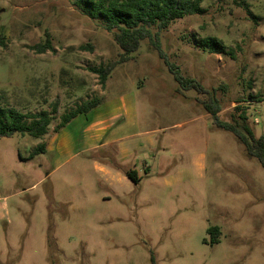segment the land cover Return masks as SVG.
Masks as SVG:
<instances>
[{"label":"rangeland","instance_id":"374dc122","mask_svg":"<svg viewBox=\"0 0 264 264\" xmlns=\"http://www.w3.org/2000/svg\"><path fill=\"white\" fill-rule=\"evenodd\" d=\"M200 7L159 33L160 50L212 94L220 122L241 106L264 138V0ZM45 32L53 51L37 54ZM209 37L226 51L202 50L197 42ZM119 54L111 34L68 0H0L1 106L37 113L56 103L50 135L76 104L126 93L146 131L126 160L105 149L80 170L30 158L43 140L0 138V264H264V170L216 127L198 103L205 96L179 89L149 40L102 90L89 68ZM118 168L138 181L113 179ZM209 227L219 229L217 244Z\"/></svg>","mask_w":264,"mask_h":264},{"label":"trees","instance_id":"16d2710c","mask_svg":"<svg viewBox=\"0 0 264 264\" xmlns=\"http://www.w3.org/2000/svg\"><path fill=\"white\" fill-rule=\"evenodd\" d=\"M82 14L99 22L101 28L111 34L112 40L120 50L119 58L114 63L105 66L89 68L90 73L96 75L100 88H105V83L111 71L119 64L130 60L143 40H149L157 55L163 59V63L172 76L175 83L182 91L193 90L198 95L205 96L204 100H198L204 111L214 119L217 128L231 133L240 143L247 157L255 159L264 170V138L254 135L248 124L249 115L246 109L236 106L235 111H241L236 117L232 116L231 122H220L217 119L219 104L200 84L194 80L184 78L179 69L170 64L160 50L159 33L177 19L193 14H201L202 0H68ZM2 38V37H1ZM197 45L209 53L223 54L226 47L216 38H205ZM91 51V47L87 46ZM37 54L53 51L50 34L44 33V40L32 47ZM179 91V90H178ZM102 102L101 98H91L75 105L73 109L60 116L59 123L53 128V134L58 133L79 115H87L97 108ZM57 110L56 103L51 110L37 113H22L13 107L0 105V138H8L13 134L27 135L33 139L42 140L49 134L50 126ZM45 153V144H38L33 148L30 158ZM126 177L134 183L138 181L135 172H127ZM210 237V244H217L220 236L217 227H209L206 230ZM154 264L152 257L150 258Z\"/></svg>","mask_w":264,"mask_h":264},{"label":"crops","instance_id":"0c3cea01","mask_svg":"<svg viewBox=\"0 0 264 264\" xmlns=\"http://www.w3.org/2000/svg\"><path fill=\"white\" fill-rule=\"evenodd\" d=\"M101 104L87 115H79L58 133L43 138L45 159L51 161L54 171L75 164L80 170L94 154L105 149L113 150L116 157L126 160L131 155L130 143L146 131L139 127L134 98L126 93H118L109 98L101 96ZM41 140H39V143ZM88 152H93L87 156ZM117 168V167H116ZM100 171L109 174L104 166ZM116 170L113 179L124 180Z\"/></svg>","mask_w":264,"mask_h":264}]
</instances>
